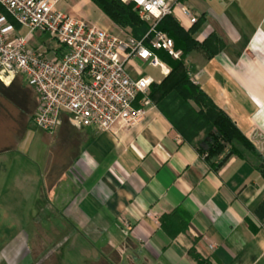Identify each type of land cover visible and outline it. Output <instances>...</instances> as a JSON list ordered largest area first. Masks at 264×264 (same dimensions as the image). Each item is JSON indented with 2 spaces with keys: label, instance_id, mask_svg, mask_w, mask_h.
Returning a JSON list of instances; mask_svg holds the SVG:
<instances>
[{
  "label": "crops",
  "instance_id": "0c3cea01",
  "mask_svg": "<svg viewBox=\"0 0 264 264\" xmlns=\"http://www.w3.org/2000/svg\"><path fill=\"white\" fill-rule=\"evenodd\" d=\"M183 1L197 21L206 18L195 40L217 37L214 55L190 56L192 80L251 142H264V0ZM70 2L88 22L114 32L90 0ZM97 13L109 24L93 21ZM173 16L192 28L180 5ZM52 135L61 141L49 167L29 156L33 143L0 140V264H197L193 247L208 264H264L257 160L233 155L214 171L157 105L114 132L68 118ZM178 209L190 221L172 239L161 218Z\"/></svg>",
  "mask_w": 264,
  "mask_h": 264
},
{
  "label": "built area",
  "instance_id": "2783aa9c",
  "mask_svg": "<svg viewBox=\"0 0 264 264\" xmlns=\"http://www.w3.org/2000/svg\"><path fill=\"white\" fill-rule=\"evenodd\" d=\"M121 1L134 3L149 23L148 45L65 13L61 0H0V82L9 86L20 77L37 92L33 123L39 130L54 134L67 114L76 126L114 132L135 125L156 106L150 90L158 80L146 69L165 77L171 69L157 51L181 55L157 25L178 5L192 24L197 18L178 0ZM38 34L48 35L59 50L36 41Z\"/></svg>",
  "mask_w": 264,
  "mask_h": 264
},
{
  "label": "trees",
  "instance_id": "16d2710c",
  "mask_svg": "<svg viewBox=\"0 0 264 264\" xmlns=\"http://www.w3.org/2000/svg\"><path fill=\"white\" fill-rule=\"evenodd\" d=\"M91 1L115 24L132 27L135 35L131 34V36L146 41L148 45L152 34L150 33L151 27L149 23L140 18L134 3L121 0ZM178 2L183 3L184 1L178 0ZM204 21L206 18L202 16L189 30H185L173 15H165L159 21L157 29L174 38L177 47L182 49L184 54L183 59L173 60L164 51H157L158 56L169 65L171 70L160 82L151 86L150 98L181 137L195 146L214 171H218L231 156L235 155L241 159L257 160V170L264 176V159L256 147L238 128L232 118L221 110L191 78L189 64L186 63L189 62L188 57L191 52L195 49L205 51L208 46L211 49L215 48L212 46L217 39L216 35L210 36L203 44H199L193 38V34ZM44 45L47 49L59 50L55 41L48 40ZM214 53L216 51H211L209 56ZM17 82L26 85L18 77L10 86L16 88ZM32 90L38 98L35 108L37 110L39 96L33 88ZM27 97V94L20 95L18 100L23 99L24 103H27L25 100ZM68 118L69 115L64 114L62 121ZM189 221V214L178 209L171 214L164 215L161 218V225L169 237L175 239L177 235L188 230ZM189 256L197 264H208L194 247L189 251ZM144 261L147 262L146 264H154L151 259ZM102 263L105 264L103 261L100 264Z\"/></svg>",
  "mask_w": 264,
  "mask_h": 264
},
{
  "label": "rangeland",
  "instance_id": "374dc122",
  "mask_svg": "<svg viewBox=\"0 0 264 264\" xmlns=\"http://www.w3.org/2000/svg\"><path fill=\"white\" fill-rule=\"evenodd\" d=\"M77 1L80 3H83L82 0H77ZM70 6H71L70 0L68 1L61 0L60 8L64 9L65 7V9L67 10L66 11L67 14L88 22V20L81 13L77 12V10H73ZM98 15L99 14L97 13V16H93L92 20L93 21L97 20L98 22L103 23V24L108 23L107 20L110 19L109 17H108L109 19L102 20L101 18L98 20L96 18L98 17ZM203 23H205V21L199 25V28L201 27V25H203ZM112 24L114 27L113 33L117 35H120L122 37H125V35H131V34L135 35L132 27H129V26L122 27V26L115 24L114 22ZM199 28L196 30V32L199 30ZM196 32L193 34L194 39H195L194 36ZM44 37L48 38V35H45ZM172 39L174 40V38ZM174 42H175L176 50L181 52L180 58L176 59L170 56L169 54L167 55L171 57L173 60L183 59V54H184L183 50L177 47L175 40ZM216 48H214L215 50L207 48V50L205 51L201 49H195L191 52L188 58H190V56L196 51H200L204 56H208L211 53V51L212 52L216 51ZM186 63L189 64L188 61ZM189 66L190 65H188V67ZM146 73L154 76L158 80V82H160L163 79V77L160 76L158 69L148 68L146 70ZM12 87L13 86H10V85L8 87L4 85L2 82H0V140L7 141L10 143L11 142L15 143L19 141L33 143L32 151L29 154V156L34 157L38 161L39 164L45 167H49L50 166L49 164L51 163V159L53 160L56 157V152L59 150V148L57 147L61 140H58L57 142L55 141L54 143L53 142L54 138L52 137L53 136L52 134H47L39 130L33 123L32 118L34 117L36 113L35 111H37L35 108L37 107V104H38V98H37L36 93L32 90V88L28 87V85L27 86L23 85L21 82H17L15 84L16 88H12ZM26 94L28 96L27 99H25L27 103L26 102L24 103L23 99H20V101L18 100L20 95H26ZM253 142L251 143L256 147L259 154L264 159V142H262V140L259 139L258 137L254 138ZM94 246L96 249H100V243L95 244ZM109 250L110 249L104 250L105 255H107ZM91 261L96 262V263L99 262V260H91ZM146 263L147 262H145L142 259H140V261L138 262V264H146ZM86 264H91V262L87 261ZM123 264H128V262L124 261Z\"/></svg>",
  "mask_w": 264,
  "mask_h": 264
}]
</instances>
